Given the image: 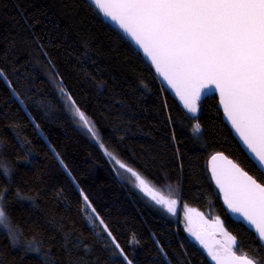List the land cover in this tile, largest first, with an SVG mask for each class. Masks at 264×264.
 Masks as SVG:
<instances>
[{
    "label": "trees",
    "instance_id": "trees-1",
    "mask_svg": "<svg viewBox=\"0 0 264 264\" xmlns=\"http://www.w3.org/2000/svg\"><path fill=\"white\" fill-rule=\"evenodd\" d=\"M65 97L104 150L180 207L219 217L235 253L264 264L261 242L227 213L208 171L210 157L223 153L264 183L217 97L205 98L196 116L183 110L88 0H0V196L19 229L14 247L0 227V264H127L124 256L132 264H212L180 225L121 181ZM29 243L40 252L26 251Z\"/></svg>",
    "mask_w": 264,
    "mask_h": 264
},
{
    "label": "snow or ice",
    "instance_id": "snow-or-ice-1",
    "mask_svg": "<svg viewBox=\"0 0 264 264\" xmlns=\"http://www.w3.org/2000/svg\"><path fill=\"white\" fill-rule=\"evenodd\" d=\"M94 3L142 50L189 113L200 111L199 102L206 92L219 93L223 114L259 162L264 177V0H94ZM74 115L98 140L92 122L79 107H74ZM193 132H200L199 123ZM105 153L136 177L140 191L169 213H176V200L159 196L131 167L107 149ZM210 168L227 208L238 214L254 229L259 241L264 242V183L257 182L222 153L211 157ZM4 171L10 176L9 169ZM83 199L88 201L87 196ZM3 200L0 196V225L9 229L15 247L19 243V229L12 230ZM218 225L223 229L222 224ZM189 232L216 264H261L255 259L237 257L233 251L235 237L227 232L223 235L228 245L218 250L206 243L201 234L191 228ZM112 240L115 243L114 237ZM115 247L119 252L114 254L123 256L119 244ZM26 251L39 253L40 249L29 243ZM124 259L132 264L126 256Z\"/></svg>",
    "mask_w": 264,
    "mask_h": 264
},
{
    "label": "rangeland",
    "instance_id": "rangeland-1",
    "mask_svg": "<svg viewBox=\"0 0 264 264\" xmlns=\"http://www.w3.org/2000/svg\"><path fill=\"white\" fill-rule=\"evenodd\" d=\"M65 100L68 103V104L67 103L66 104L68 106V109L71 112V115L75 119V122H76L77 126L83 132L87 133L90 136V138L101 148V150L105 154L106 158L110 162L112 168L114 169L115 173L118 175V177L121 179V181L123 183H125L128 187H130L131 189L137 191L144 198H146L149 201V203H151V205L153 206V208L155 209V211L158 212V213H160V214H162V215H164L167 219H169L173 223V225L175 227L178 226V225H180L182 227V229L184 230V232L186 233V235L188 236V238L191 241H193L195 244H197L198 246H202L203 248H205L189 232V229L190 228L193 231H196L197 233H199L201 235L203 234L204 231H208L210 233H214L217 237H219L221 239V241L225 244V246L228 245V240L225 237V235H223V232H227V231L224 228V224H223L222 220L219 217H216L214 215H211L210 213L200 212L199 210H197L195 208H191V207H187V206L180 207L179 206V201L176 200V197H173V196H170V195H166V194L161 193L159 190L155 189L145 179L144 180L149 184V186L153 189V191L156 194H158L159 196L164 197L167 200H176L177 201V203L175 205L176 213L174 215L172 213H169L165 207H163L161 205H157L155 203V201H153L149 196H147L145 193H143L142 191H140V189L137 187L138 181L136 180V177L132 176V174L131 173H128L125 169L120 168L119 165L115 163V160H113L112 157L108 156L105 153L104 148L100 146L101 145L100 139L97 140L96 138L92 137L88 133V131L84 127L81 126V122L79 121V118L74 115V107H76V106L72 104V101L70 99H68V98L65 97ZM94 130L96 132L97 137L99 138L98 133H97V131H96L95 128H94ZM218 222H219V224H222L223 229H221L219 227ZM0 227H3V225H0ZM3 228H5V227H3ZM5 229L8 230V232H9V229L8 228H5ZM228 235H230V234L228 233ZM236 248H237V241H236L235 247L233 248V251L234 252H236Z\"/></svg>",
    "mask_w": 264,
    "mask_h": 264
},
{
    "label": "water",
    "instance_id": "water-1",
    "mask_svg": "<svg viewBox=\"0 0 264 264\" xmlns=\"http://www.w3.org/2000/svg\"><path fill=\"white\" fill-rule=\"evenodd\" d=\"M89 3L96 9V11L100 14V16L102 17V19L109 24L110 26H112L115 30H117L135 49L137 52L140 53V55L143 57V59L145 60V62L153 69L154 73L156 74L157 78L159 79L160 83L162 84V86L165 88L166 91H168L170 93V95H172L174 97V99L179 103L180 107L185 110L187 113H189L187 111V109L184 108L183 106V102L180 100V98L175 94V91L167 84V82L158 74L155 72L154 67L151 65V62L148 60V58L143 54L142 50L139 49V47L134 43V41L131 40V38L123 32L122 29L119 28V26L112 21L110 18L105 17L103 15V13L96 7L94 0H88ZM212 96H216L218 99V108L220 109V111L223 114V109L222 106L219 103V93H215L213 94H209L206 92L205 95H202L201 100L199 102V104L207 97H212ZM191 116H196L197 114H192L189 113ZM223 121L227 124V126L230 128L233 137L237 140V142L239 143L240 147L243 149V151L245 152V154L247 155V157L251 160V162H253V164L257 167V169L261 172L262 169L259 165V162L256 160V158L254 157V155L250 152V150L247 148V146L243 143V141L240 139V137L238 136V134L235 132V130L232 128L231 124L228 122L227 118L225 117V115L223 114ZM223 154V153H222ZM224 156H226L225 154H223ZM212 157V156H211ZM211 157L208 160V171L210 174V178L216 188V190L218 191L219 195L221 196V202L224 205L227 213L230 215V217L236 221V222H241L243 225H245L248 229H250L251 231H254V229H252L245 221H243L242 218H240L238 216V214L232 213L230 209L227 208V205L224 203V199H223V194L220 192L219 188L216 186L215 180L212 178L211 176V168H210V161H211ZM227 157V156H226ZM229 160H231L233 163H235L232 159H230L229 157H227ZM236 164V163H235ZM238 165V164H236ZM239 166V165H238ZM240 167V166H239ZM241 168V167H240ZM242 169V168H241ZM244 171V170H243ZM256 237L258 238V235L255 233ZM203 238L205 239V242L208 243L211 247H213L214 250H218L221 249L222 247H225V244L221 241V239L219 237H217L214 233H210L208 231H204L202 234ZM261 242V241H260ZM261 244H264V242H261ZM205 249V248H204ZM207 251V254L209 256V259L211 260L212 264H216V261H214L212 259V257L209 255L208 250L205 249ZM235 255L237 257L240 258H244L246 256H240L237 255L235 253ZM248 258V257H247Z\"/></svg>",
    "mask_w": 264,
    "mask_h": 264
}]
</instances>
